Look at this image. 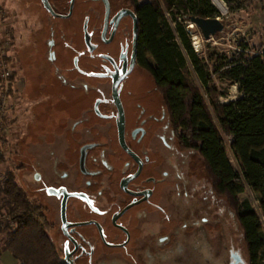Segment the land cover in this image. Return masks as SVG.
<instances>
[{"label": "flooded vegetation", "instance_id": "flooded-vegetation-1", "mask_svg": "<svg viewBox=\"0 0 264 264\" xmlns=\"http://www.w3.org/2000/svg\"><path fill=\"white\" fill-rule=\"evenodd\" d=\"M26 1L30 6L22 12L26 17L23 25L27 28L33 22L36 24L29 26V34L57 37L48 42L50 49L56 48V44L67 49L65 35L78 34L84 54L74 57L73 69H88L93 79L103 83L102 95L88 96L83 112L70 115V126L59 132L56 142L29 145L26 161L37 164L40 183L51 194L47 199L56 206L51 236L58 257L65 263V257H70L74 264H95L94 257L107 262L115 258L119 264H186L180 255L186 246V228L175 208L166 204L171 184L164 171L175 150L184 155L186 151L177 143L173 147L148 139L164 124L170 126L160 102L151 105V95L122 96L119 92L120 86L139 69L137 36L134 44L135 27L138 32L136 4L130 0H107L106 6L103 0H96V22L89 26L85 21L78 27L72 21L85 13L76 10L77 0H73L71 8V0ZM18 15V10H12L9 18L14 21ZM8 30L11 36L16 35L13 22ZM123 74L126 75L118 85V98L124 117V142L131 153L119 141L118 109L111 91L113 80ZM37 117L32 113L25 126L34 124ZM153 120H160L161 124L152 129ZM74 152L76 157L71 160L69 155ZM200 186L193 188L200 192ZM100 202L109 205V209L100 206ZM174 248L182 253L174 254ZM211 258V263L217 264L218 257ZM188 263L206 261L204 257H192ZM231 264L240 262L234 259Z\"/></svg>", "mask_w": 264, "mask_h": 264}, {"label": "trees", "instance_id": "trees-1", "mask_svg": "<svg viewBox=\"0 0 264 264\" xmlns=\"http://www.w3.org/2000/svg\"><path fill=\"white\" fill-rule=\"evenodd\" d=\"M130 1L136 4L138 14V67L160 99L175 143L201 160L212 195L222 198L235 212L249 264H264L263 43L252 45L240 37L234 39L233 48L214 45L201 58L191 44L189 17L219 15L211 0ZM223 34L217 33L210 41L224 42L220 39ZM8 38L13 45V36L8 34ZM187 58L202 90L190 78ZM7 61L13 63L12 55ZM13 69L9 100H26L25 95H13L18 76V69ZM232 86L238 96L221 102L219 98L228 95ZM2 91L0 80V94ZM13 111L6 118L10 128L16 126ZM6 136L0 137V145ZM0 161H4L1 154ZM246 188L257 196L259 212L241 199ZM0 214L11 223L1 231L4 249L19 264H66L58 257L45 206L30 198L12 170L0 176Z\"/></svg>", "mask_w": 264, "mask_h": 264}, {"label": "rangeland", "instance_id": "rangeland-1", "mask_svg": "<svg viewBox=\"0 0 264 264\" xmlns=\"http://www.w3.org/2000/svg\"><path fill=\"white\" fill-rule=\"evenodd\" d=\"M221 1L225 7L224 12L212 4L219 11V15L216 17H219L224 24L222 33L225 36L220 38L224 39V42L210 41L211 39L205 41L195 25L192 28L188 26L192 32L191 44L198 57H205L207 49L214 45H220L224 49L233 48L234 39L240 37L252 45H258L260 42L264 45V0ZM29 6V2L26 0H0V28L3 31L8 30L12 22L16 28V35L13 37L15 46H13L14 51L12 50V65L18 69V76L14 81L16 92L13 95L26 96V100L21 99L22 101L16 102L17 98H15L16 100L12 103L14 109L12 114L16 126L11 128L5 143L0 145V154L4 159V161H0V176L4 172L12 170L15 173L16 181L30 198L44 205L49 219L55 220L56 206L48 201L47 197L51 194H48L45 186L40 183L41 171L37 164L26 161L28 153L30 154L28 152L29 145L31 143V145L33 143L45 145L56 142L59 132L70 126V123L67 122L71 120L70 115H79L83 112L89 101L88 96L102 95L103 83L101 84L102 80L100 79H93L92 72L88 69L82 72L73 69L74 57H79L80 53L84 54L82 52L83 43L78 34L75 36L70 33L65 35L64 44L68 45L67 49L58 44H56V48L48 47V42L56 40L57 37L48 34L36 36L29 34V26H36L35 22H29L32 24L27 25V28L23 25V20L26 17L22 15V12L26 11ZM76 6V10L85 14L79 17L75 16L76 19L72 21V24L79 27L85 21H88L89 26L96 22L94 10L99 6L96 0H77ZM12 10L20 12L14 21L9 18ZM170 24L173 25L171 21ZM33 40L34 42H32ZM55 59L57 61H54ZM78 62L80 68L83 69L80 58ZM187 66L191 80L202 90L203 86L198 80L189 58H187ZM150 85L152 83L144 71L137 69L131 78L120 86L119 92L122 96L128 95V91L132 92V95H141V93L154 95L151 105H156L160 99L152 93ZM237 96L236 87L232 86L228 95L220 97L219 100L227 102ZM33 103L36 104L35 107L31 105ZM31 106L32 108H30ZM149 108L150 111H154L151 107ZM32 113L38 117L34 124L28 123L27 127L25 125ZM155 116L158 117L160 114L155 113ZM160 124V120L159 122L153 120L151 128ZM148 139L158 142L157 144L169 143L173 147L175 146L172 130L167 124L152 132ZM155 146L160 147V145ZM184 153L185 155L175 150L169 167L164 168L171 184L166 204L175 208L187 233L184 253L180 251L181 249L179 250L182 253L181 257H184L182 261H186L187 264L192 257H204L206 264H212L211 257H218L217 264H231L234 259L240 264H249L235 212L228 208L222 198L213 197L209 182L202 170L201 160L192 152ZM69 157L74 160L76 152ZM231 160L235 168L239 170L232 156ZM163 178L165 179L164 176ZM198 184L201 185L200 192L197 188H193ZM240 197L242 200L249 201L252 207L259 212L257 196L248 188ZM99 204L109 209V205L103 206L101 202ZM261 222L264 231L262 217ZM179 251L173 249L174 254ZM92 260L95 261V264H119L115 258H111V261L108 262L102 257H94Z\"/></svg>", "mask_w": 264, "mask_h": 264}, {"label": "water", "instance_id": "water-1", "mask_svg": "<svg viewBox=\"0 0 264 264\" xmlns=\"http://www.w3.org/2000/svg\"><path fill=\"white\" fill-rule=\"evenodd\" d=\"M103 1L105 2L106 6H107V0H103ZM72 5H73V0H71L70 8L72 7ZM189 22L191 24L190 28H192L195 25L198 28L202 39L205 41H209L217 33H222L224 30L223 22L220 20L219 17H216V16L204 18V17H200V16L191 15L189 17ZM85 35H86L85 40L87 43H89L88 34L86 33ZM136 36H137V32H136V27H135L134 28V44L136 42ZM125 75L126 74H123L119 79L113 80L111 91H112V95L114 97V100H115V103H116L117 109H118V116H119L118 136H119V141H120L121 145L129 153H131L130 150L125 145V142H124V134H123L124 117H123V110H122V107H121V104H120V101L118 98V85ZM64 208H65V202L63 199V201H62V219H63V222L65 223ZM65 260H66V264H74L73 261L70 259V257H65Z\"/></svg>", "mask_w": 264, "mask_h": 264}, {"label": "built area", "instance_id": "built-area-1", "mask_svg": "<svg viewBox=\"0 0 264 264\" xmlns=\"http://www.w3.org/2000/svg\"><path fill=\"white\" fill-rule=\"evenodd\" d=\"M189 27L191 26L188 25ZM13 45L8 38L7 30L3 31L0 28V80L4 83V91L0 94V137L5 136L10 132L11 128L6 122V118L9 111L13 109V101L9 100L8 85L10 84V78L13 74V66L7 58L12 55ZM18 100V99H17ZM16 100V102H18ZM11 226V223L4 214H0V237L2 229L7 226ZM3 243V239L0 238V246Z\"/></svg>", "mask_w": 264, "mask_h": 264}, {"label": "crops", "instance_id": "crops-1", "mask_svg": "<svg viewBox=\"0 0 264 264\" xmlns=\"http://www.w3.org/2000/svg\"><path fill=\"white\" fill-rule=\"evenodd\" d=\"M1 239L4 242V235L1 234ZM0 264H19V262L12 256V254L4 249L3 243L0 246Z\"/></svg>", "mask_w": 264, "mask_h": 264}, {"label": "bare ground", "instance_id": "bare-ground-1", "mask_svg": "<svg viewBox=\"0 0 264 264\" xmlns=\"http://www.w3.org/2000/svg\"><path fill=\"white\" fill-rule=\"evenodd\" d=\"M211 1L221 12L225 11L224 4L222 3L221 0H211ZM194 43H196V42H194Z\"/></svg>", "mask_w": 264, "mask_h": 264}]
</instances>
